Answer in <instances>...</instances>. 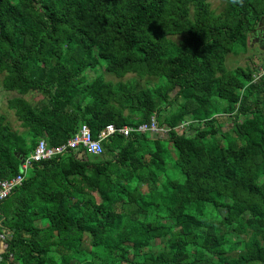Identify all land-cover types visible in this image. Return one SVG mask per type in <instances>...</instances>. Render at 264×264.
<instances>
[{"label": "trees", "instance_id": "obj_1", "mask_svg": "<svg viewBox=\"0 0 264 264\" xmlns=\"http://www.w3.org/2000/svg\"><path fill=\"white\" fill-rule=\"evenodd\" d=\"M224 1L0 0V75L23 128L0 114V180L83 124L95 138L154 116L170 129L34 164L0 205L10 264H264V58L226 67L264 33V0Z\"/></svg>", "mask_w": 264, "mask_h": 264}, {"label": "built area", "instance_id": "obj_2", "mask_svg": "<svg viewBox=\"0 0 264 264\" xmlns=\"http://www.w3.org/2000/svg\"><path fill=\"white\" fill-rule=\"evenodd\" d=\"M255 81L264 77V67H261L254 75ZM187 124H181L179 129H184ZM170 129L167 126H159L156 117H152L148 123L140 124L135 127L123 126L117 128L115 125H107L102 129L98 137L95 138L92 134L90 127L86 124L81 125L74 135L63 145L50 146L48 142L43 139L38 142L34 151L28 158H25V162L22 165L20 173L12 178L6 180H0V205L7 200L15 189L22 186L26 180L29 169L36 163H41L54 159L59 156H63L69 152L81 151L78 157L82 158L85 154L90 156H101L104 152L103 144L107 142L115 134H120L124 137H129L133 133L150 134L154 139H167L165 136H169ZM9 237L3 230H0V247L3 252L6 253L8 249ZM4 257L0 256V264H9L10 260L4 262Z\"/></svg>", "mask_w": 264, "mask_h": 264}, {"label": "rangeland", "instance_id": "obj_3", "mask_svg": "<svg viewBox=\"0 0 264 264\" xmlns=\"http://www.w3.org/2000/svg\"><path fill=\"white\" fill-rule=\"evenodd\" d=\"M209 2L211 4L212 9L217 13L221 12L225 7L224 0H209ZM174 39L179 40V37H175ZM263 58H264V43L261 44V47L258 46L256 33H255V35L251 38V47L248 53L241 54L239 56H234L230 54L226 58V67L229 70H232L239 66L246 67L249 63H255L259 65L261 64V60ZM131 77H133V75H128L123 80L129 79ZM105 78L106 80H111L115 82L118 81V79L114 75L108 73H105ZM2 81H3V75H0V114H3L7 117L8 122L11 124L14 130L21 132L23 131V128L20 125V122L17 120L14 111L9 110L8 107V100L17 97L18 95L16 92L5 91L2 86ZM142 84L145 85L146 80H143ZM24 98L28 100L32 105H36L43 99V96L40 93L33 92V93H29ZM228 126L229 124H225L223 127V131L228 130ZM165 137L168 138L167 136ZM30 173H31V169H29L27 175L29 176ZM143 191H147V188L143 187ZM85 239L87 243L90 242V238L88 236H86Z\"/></svg>", "mask_w": 264, "mask_h": 264}, {"label": "crops", "instance_id": "obj_4", "mask_svg": "<svg viewBox=\"0 0 264 264\" xmlns=\"http://www.w3.org/2000/svg\"><path fill=\"white\" fill-rule=\"evenodd\" d=\"M261 37H264V33L259 32L258 34H256L257 44H258V46H260V47H261V44L263 43V40H262ZM0 256H2V257L5 256V253L3 252L2 247H0ZM3 260H4V262L6 261V259H4V258H3ZM9 264H10V263H9ZM17 264H19V263H17Z\"/></svg>", "mask_w": 264, "mask_h": 264}, {"label": "water", "instance_id": "obj_5", "mask_svg": "<svg viewBox=\"0 0 264 264\" xmlns=\"http://www.w3.org/2000/svg\"><path fill=\"white\" fill-rule=\"evenodd\" d=\"M261 28H262V27H261V24H260V26H259V28H258L256 34H258L259 32H262ZM261 38H262L263 43H264V37H261ZM20 160H21V162H20V169H21V168H22V165H23L24 162H25L24 156H21Z\"/></svg>", "mask_w": 264, "mask_h": 264}, {"label": "clouds", "instance_id": "obj_6", "mask_svg": "<svg viewBox=\"0 0 264 264\" xmlns=\"http://www.w3.org/2000/svg\"><path fill=\"white\" fill-rule=\"evenodd\" d=\"M154 139V138H153ZM28 158V157H27ZM25 159V158H24Z\"/></svg>", "mask_w": 264, "mask_h": 264}]
</instances>
